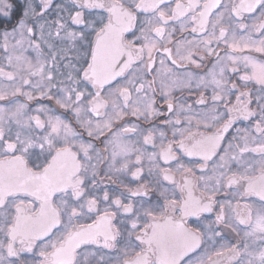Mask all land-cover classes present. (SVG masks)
I'll use <instances>...</instances> for the list:
<instances>
[{"label":"snow or ice","instance_id":"1","mask_svg":"<svg viewBox=\"0 0 264 264\" xmlns=\"http://www.w3.org/2000/svg\"><path fill=\"white\" fill-rule=\"evenodd\" d=\"M0 264H264V0H0Z\"/></svg>","mask_w":264,"mask_h":264}]
</instances>
